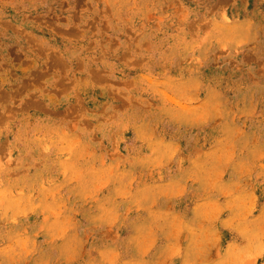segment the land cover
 Listing matches in <instances>:
<instances>
[{"label":"rangeland","instance_id":"obj_1","mask_svg":"<svg viewBox=\"0 0 264 264\" xmlns=\"http://www.w3.org/2000/svg\"><path fill=\"white\" fill-rule=\"evenodd\" d=\"M0 264H264V0H0Z\"/></svg>","mask_w":264,"mask_h":264}]
</instances>
